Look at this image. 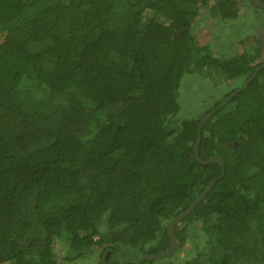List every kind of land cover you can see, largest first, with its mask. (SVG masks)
<instances>
[{
  "label": "trees",
  "instance_id": "1",
  "mask_svg": "<svg viewBox=\"0 0 264 264\" xmlns=\"http://www.w3.org/2000/svg\"><path fill=\"white\" fill-rule=\"evenodd\" d=\"M237 6L0 0V264H57V244L67 261L104 246L98 264L170 247L168 224L221 172L194 157L217 104L185 117L182 79L216 72L235 82L226 97L263 64L260 47L213 52ZM200 20L205 44L165 35L190 37ZM214 156L223 178L173 229L180 249L200 241L181 264H264V68L202 125L198 157Z\"/></svg>",
  "mask_w": 264,
  "mask_h": 264
},
{
  "label": "rangeland",
  "instance_id": "2",
  "mask_svg": "<svg viewBox=\"0 0 264 264\" xmlns=\"http://www.w3.org/2000/svg\"><path fill=\"white\" fill-rule=\"evenodd\" d=\"M237 4V18L232 20L231 23H221L217 26L219 29L218 33H220L223 41H217L220 46V51L216 49L221 54L214 50L215 46L213 47V52L217 55H222L224 58H229L233 56L237 49L241 52L243 48L260 47L261 55L259 62L264 63V13L258 12L247 0H237ZM202 21L200 20V23L198 22L197 24L198 32L197 29H194L190 37L185 36L186 30L182 32H170L165 35L181 39L183 43L192 42L195 39L199 44H205L209 40V33L205 34L201 31L200 28L203 26ZM228 24H231L230 27L226 26ZM245 32L249 34L246 38L244 37ZM158 35L159 33L156 32L151 34V37H157ZM257 39L259 42H257ZM238 40H241V42L239 43ZM234 83L233 81H226L216 72H211L208 69L196 72L193 75H186L182 79L178 92V104L185 111V117H191L196 120L206 109L212 107L213 104H218L225 97L226 92L231 89L230 85ZM198 243H200L198 239L193 240L192 243L186 241L184 247L177 251L171 258L172 264H181L192 258ZM103 248L104 246L91 248L84 257L67 261L65 259L67 254L63 252L62 246L57 244L55 246V257L57 264H98L101 255H105V257L108 255V251L105 250L103 252ZM123 250L125 252V249Z\"/></svg>",
  "mask_w": 264,
  "mask_h": 264
},
{
  "label": "water",
  "instance_id": "3",
  "mask_svg": "<svg viewBox=\"0 0 264 264\" xmlns=\"http://www.w3.org/2000/svg\"><path fill=\"white\" fill-rule=\"evenodd\" d=\"M247 1L250 2L251 4H253L254 7L264 10V3L261 0H247ZM263 68H264V63L259 65L257 68H255V70L253 71L251 76L246 80V82H244L240 86V88L238 90L233 92L231 95L226 96L209 113H207L206 115H204L203 117L200 118V120L198 122V126H197V140H196V144H195V147H194V157L199 163H201L203 165H206V164H209V163L218 164L221 167L220 175H219V177L216 180L211 181V182H209L206 185V187L204 188L202 193L193 201V203L190 205V207L186 211H184L181 214H179L177 217H175L168 224L166 232H167V235H168L169 240H170V247L168 249L162 251V252L157 253V254H150V255L142 256L138 260H136L134 262V264H141L144 261H153V260L155 261V260H164V259H167V258H171V257H173L175 252L180 248V243L174 237V233H173L174 227L176 225H178L185 217H187L188 215H190L192 213V211L196 208L198 203L204 198V196L207 194V192L213 187V185L218 180L223 178L224 173H225V166H224V163H223V160H222L221 157L214 156V157L210 158L207 161H202V160L199 159V157H198V145H199V141H200V130H201V127L208 119H210L228 101H230L233 97H235L241 91L245 90L248 87V85L253 81V79L256 77L258 71L260 69H263Z\"/></svg>",
  "mask_w": 264,
  "mask_h": 264
},
{
  "label": "clouds",
  "instance_id": "4",
  "mask_svg": "<svg viewBox=\"0 0 264 264\" xmlns=\"http://www.w3.org/2000/svg\"><path fill=\"white\" fill-rule=\"evenodd\" d=\"M179 249H180V248H179ZM179 249H178L177 251H179ZM177 251H176V252H177ZM176 252H175V253H176ZM173 256H174V255H173Z\"/></svg>",
  "mask_w": 264,
  "mask_h": 264
}]
</instances>
